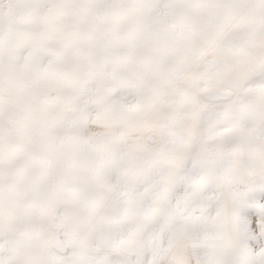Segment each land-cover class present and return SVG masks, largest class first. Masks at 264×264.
I'll use <instances>...</instances> for the list:
<instances>
[{
    "label": "snow or ice",
    "instance_id": "snow-or-ice-1",
    "mask_svg": "<svg viewBox=\"0 0 264 264\" xmlns=\"http://www.w3.org/2000/svg\"><path fill=\"white\" fill-rule=\"evenodd\" d=\"M0 264H264V0H0Z\"/></svg>",
    "mask_w": 264,
    "mask_h": 264
}]
</instances>
